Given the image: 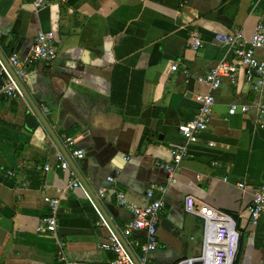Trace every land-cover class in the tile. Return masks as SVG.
Returning a JSON list of instances; mask_svg holds the SVG:
<instances>
[{
    "label": "crops",
    "instance_id": "1",
    "mask_svg": "<svg viewBox=\"0 0 264 264\" xmlns=\"http://www.w3.org/2000/svg\"><path fill=\"white\" fill-rule=\"evenodd\" d=\"M262 19L264 0H55L39 10L32 0H0V51L7 59L15 53L26 61L39 30L55 33L56 59L27 64L30 76L23 82L62 148L72 150L66 135L85 150L75 168L58 167L61 146L31 103L0 94V264H60L59 240L74 261L111 264L114 253L99 247L108 229L84 190L70 188L72 171L81 182L85 178L101 212L120 231L133 214L117 193L145 206L150 187L165 186L155 264L202 253L204 220L186 211L188 195L197 207L206 203L233 216L244 239L236 264H264V214L253 224L248 212L264 183L258 113L264 90L253 89L241 65L215 90L198 80L235 60L216 34L241 30L249 39ZM193 30L203 39L198 50L191 44ZM256 54L264 61V47ZM210 92L211 122L189 142L178 127L197 114L196 95ZM234 103L249 110L230 114ZM173 142L186 144L188 155L171 182L157 162H172ZM46 195L60 198L53 233L37 231L49 213Z\"/></svg>",
    "mask_w": 264,
    "mask_h": 264
},
{
    "label": "built area",
    "instance_id": "2",
    "mask_svg": "<svg viewBox=\"0 0 264 264\" xmlns=\"http://www.w3.org/2000/svg\"><path fill=\"white\" fill-rule=\"evenodd\" d=\"M54 1L32 0L37 10L50 5ZM59 1L67 2L68 0ZM190 38L192 47L195 50L203 46L202 36L197 30L191 31ZM215 38L217 41L227 44L232 48L235 60L232 62H221L207 74L199 76L198 80L210 86L211 90H215L220 87L222 79L225 76L234 79L238 67L241 65L247 68L248 82L252 85L253 89L258 92L263 91L264 61L257 57L256 51L264 47V19L257 24L253 35L249 39L246 38L241 30L228 34L219 33L216 34ZM57 54L55 33L51 30H39L34 39L31 53L26 61H22L18 54L15 53L8 59L14 73L0 56V94L12 98L26 99L25 93L17 81V77L22 81L27 79L30 76L27 64L39 62L50 63L56 59ZM177 68L178 64H174L173 69L176 70ZM196 100L200 104L197 114L192 120L184 122L178 127L179 132L189 142H196L199 133L208 128L212 118L215 96L212 92L198 94L196 95ZM248 110V105L234 103L230 106L229 113H246ZM44 111H48V108L45 106ZM258 113L261 119L260 126L264 127V102L258 105ZM65 141L68 146H72L70 156L73 159H81L85 156V150L75 146L74 137L65 135ZM170 153L172 156L171 163L159 161L157 164L167 171L172 182L174 181V172L188 155V147L186 144L173 142L170 146ZM56 159V165L58 167L63 170H69L71 168L70 162L63 152H58ZM43 168L49 170L51 165L47 163ZM8 174H13V171H8ZM72 175L74 180L70 183V188L81 187L84 190L85 196L99 214L101 223L108 229L109 238L107 241L100 243L99 247L100 249L109 250L114 253L111 264H138L128 246H130L136 255L139 264H155L151 258V254L158 247V224L165 206L163 197L166 191L165 186L152 185L147 192V197L150 202L145 206L131 202L122 191L117 193L118 203L130 209L133 214L132 220L121 231L122 236L126 240L124 242L105 218L91 193L84 187L74 171H72ZM108 179L111 180L112 177ZM240 186L243 187L244 184H240ZM156 190L160 191L159 196L155 195ZM105 194L106 189L101 188L99 190V196L104 197ZM44 200L48 205L49 213L42 218L40 224L37 226V231L40 233H53L57 228V212L60 206V198L46 195ZM196 202L197 200L194 196L188 195L185 198V209L188 213L198 215L204 220L203 250L200 256L183 259L176 264H193L194 260H201L202 264H235L240 239V232L235 219L231 214L217 210L206 203H202L197 207ZM248 212L253 224H256L264 214V183L255 192ZM140 231H144L146 234L144 240L134 237V233ZM58 245V259L60 264H82L69 258L65 241L59 240Z\"/></svg>",
    "mask_w": 264,
    "mask_h": 264
},
{
    "label": "water",
    "instance_id": "3",
    "mask_svg": "<svg viewBox=\"0 0 264 264\" xmlns=\"http://www.w3.org/2000/svg\"><path fill=\"white\" fill-rule=\"evenodd\" d=\"M0 56L3 58V60L7 63V65L9 66V68L11 69V71L14 73L12 67L10 66L9 62H8V59L2 54V52L0 51ZM16 75V74H15ZM17 77V76H16ZM17 81L19 83V85L21 86L22 90L24 91L25 93V97L26 99L31 103L32 107L35 109V111L37 112V114L39 115L40 119L42 120V122L44 123V125L46 126V128L51 132V134L54 136V138L56 139V141L58 142V144L61 146L62 143L58 140L56 134H54L51 129L49 128L48 124H47V120L43 114V112L36 106V104L32 101V98L31 96L29 95L25 85H24V82L17 77ZM63 146V145H62ZM61 146V150L62 152L66 155L67 159L69 160L70 162V165L72 166V168H75V161L74 159L70 156L69 152L66 150V148H62ZM80 177V175H79ZM82 180V183L84 185V187L91 193L94 201L96 202V204L98 205V207L100 208V210L102 211L101 209V205L100 203L98 204V198H96V195L94 193L91 192L90 188H89V184L87 183V181L85 180V178H81ZM103 213V212H102ZM104 215V214H103ZM105 216V215H104ZM106 218V217H105ZM107 219V218H106ZM110 223V222H109ZM113 229L120 235L121 239L126 242V240L124 239V237L122 236L121 234V231L114 225V224H110ZM128 248L130 249V252L132 253L134 259L137 261V263L139 264L138 262V259L136 257V255L134 254V252L132 251V249L130 248V246H128ZM193 264H202V261L201 260H194L193 261Z\"/></svg>",
    "mask_w": 264,
    "mask_h": 264
},
{
    "label": "trees",
    "instance_id": "4",
    "mask_svg": "<svg viewBox=\"0 0 264 264\" xmlns=\"http://www.w3.org/2000/svg\"><path fill=\"white\" fill-rule=\"evenodd\" d=\"M243 235L241 234L240 235V239H239V249H238V255H237V259H236V262H235V264L237 263V261H238V258H239V255H240V252H241V248H242V246H243Z\"/></svg>",
    "mask_w": 264,
    "mask_h": 264
}]
</instances>
